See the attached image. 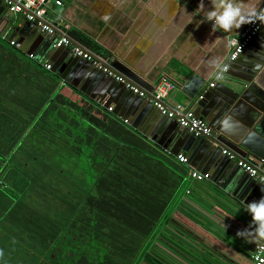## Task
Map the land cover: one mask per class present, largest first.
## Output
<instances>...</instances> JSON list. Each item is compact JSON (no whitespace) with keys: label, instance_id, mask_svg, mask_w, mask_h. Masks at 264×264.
Returning <instances> with one entry per match:
<instances>
[{"label":"crops","instance_id":"crops-1","mask_svg":"<svg viewBox=\"0 0 264 264\" xmlns=\"http://www.w3.org/2000/svg\"><path fill=\"white\" fill-rule=\"evenodd\" d=\"M198 3L199 0H64L60 7L52 2V7L59 13L56 21L68 25L69 30H76L97 46L99 53L82 44L107 58L109 67L117 75L145 91L162 76L175 83L169 102L190 105L194 114L214 130L221 144L234 152L235 165L214 150L212 142L194 138L173 120L161 118L147 100L129 93L113 81L112 76L108 78L85 60L72 58L66 49L53 48L52 37L41 33L20 15L10 13L1 2L0 76L3 80L0 89L9 108L27 111L28 104L38 105L49 95L52 100L59 92L86 113L101 117L106 125L116 126L109 119L111 117L130 128L141 137L132 138L137 150L147 157L146 168L136 167L139 174H146L150 181L152 178L151 186L156 187V191L160 186L166 190L178 186L177 191H183L190 200V208L185 207L188 213L195 218L194 211L203 214L199 222L178 209L170 213L168 220L180 224L172 228L183 237L188 235L192 245L189 252L183 253L178 248L175 253H183L190 260L186 264L202 262V253L225 264H249L258 242H245L236 233L249 227L251 217L242 208L264 196V185L245 175L236 166V159L264 163V27L239 57L241 61L230 66L224 79L207 93L205 85L224 60L229 38L237 35L247 22L231 33L212 32L211 22L197 24L202 16L193 17L189 23L190 13ZM204 3L207 6L208 0ZM263 5L264 0H246L243 5L245 20L249 21ZM10 40L19 43V48L11 45ZM14 49L23 56L19 59L11 56ZM45 63L51 65L50 70L44 67ZM190 75L196 77V82L202 81L199 89L202 94L196 99V96L189 98L180 92ZM29 129L30 126L27 131ZM22 137L18 141L24 140ZM28 138L24 142L32 141L30 136ZM43 138L37 139L46 140ZM56 142L62 141L56 139ZM24 149L27 148L21 151L29 153ZM48 154L53 153L47 148L39 151V157ZM177 154H183L187 164L178 161ZM68 156L77 159L73 153ZM190 170L208 173L209 179H191ZM214 187L240 205L224 204L230 206L231 212L227 213L219 204L212 203L209 197H213ZM11 196L0 199V216L9 223L15 221L10 209L16 199ZM165 227L166 236L158 234L155 240L166 238L176 242L178 234L174 232V236H170L172 229L168 225ZM181 241L177 239L185 250V243ZM167 246L172 250L176 248L170 243ZM192 256L199 261L194 262Z\"/></svg>","mask_w":264,"mask_h":264},{"label":"trees","instance_id":"trees-1","mask_svg":"<svg viewBox=\"0 0 264 264\" xmlns=\"http://www.w3.org/2000/svg\"><path fill=\"white\" fill-rule=\"evenodd\" d=\"M67 33L99 53L98 47L76 30L70 29ZM11 56L19 59L23 54L14 49ZM2 80L0 76V83ZM49 96L38 105L28 104L25 107L27 111H20L5 105L6 96L0 89V199L11 198V195L16 199L10 209L15 220L12 224L22 226L36 243L30 263L186 264L190 261L183 255L192 248L189 236L179 235L172 227L180 224L168 220L175 209L192 218L187 210L190 200L183 191H177L178 186H174L173 190L160 186L156 191V187L151 186L152 178L150 181L146 174H139L137 168H146L147 157L137 150L132 138L141 137L110 116L107 117L116 126L106 125L101 117L86 113L81 106L63 98L59 92L52 100ZM29 136L32 142L38 143L41 140L37 138H46V146L36 148L39 151L47 148L53 153L58 170L52 169L54 163L48 165L44 161L35 167H39L35 171L40 172H17V165H13L14 161L17 164L16 154L23 148L34 149L33 145H27V141V147L24 145ZM21 137L24 140L18 141ZM56 139L62 142L57 143ZM70 153L77 156V159L71 160L81 167L80 173L64 168ZM46 178H59L63 182L62 188L46 187ZM34 183H41V192L54 197L61 191L59 197H55L57 206L53 210L42 212L38 205L26 202L22 195L17 196L15 189L25 193L26 187ZM173 205L177 207L173 208ZM208 210L204 211L208 213ZM194 212L197 214V218L193 217L196 221L203 216ZM166 225L172 229L170 236H174V232L178 234L176 242L166 238L159 242L155 240L158 234L166 236ZM5 236L8 240L12 237L9 234ZM177 239L185 243V250ZM163 241L165 243H161ZM169 243L176 248L170 249L167 246ZM178 248L183 252L180 255L175 253ZM18 249L17 254L22 248ZM192 257L197 262L198 259ZM201 257L199 264H225L212 255L202 253ZM24 260L26 258L21 253L15 264Z\"/></svg>","mask_w":264,"mask_h":264},{"label":"built area","instance_id":"built-area-1","mask_svg":"<svg viewBox=\"0 0 264 264\" xmlns=\"http://www.w3.org/2000/svg\"><path fill=\"white\" fill-rule=\"evenodd\" d=\"M64 0H0L13 15H20L26 21H30L37 26L41 33L52 37V46L68 48L70 54L75 57H80L91 64L112 76L115 81L120 82L126 89L139 97L147 100L157 111L168 119L174 120L178 126L187 128L188 131L196 137L211 136V127L200 117L194 114L190 105L181 103L172 104L168 98L171 91L175 88V83L170 81L165 76L160 77L156 83L152 85V89L145 91L130 81L124 79L121 75H117L108 65V59L99 56L90 51L84 45L73 39L67 31L68 25L60 24L56 21L59 13L52 7V2L55 6H62ZM246 23L241 31L231 36L228 40V52L222 63L215 70L212 78L207 81L205 90L215 86L216 82L221 81L226 76L230 64L234 62L248 47L249 43L260 32L264 25V5L262 10L253 15ZM5 36H3L4 38ZM11 45L19 48V43L10 40ZM32 57V55H29ZM44 67L47 70L51 69L49 63H45ZM204 90V91H205ZM221 153L228 156L230 159L235 158L234 152L227 148L222 149ZM176 158L181 163L187 164V158L183 154H177ZM237 166L242 169L247 175L257 180L264 185V163H255L245 158L236 159ZM191 179L203 181L209 179L208 173H202L195 170H190L188 173ZM249 264H264V244L257 243L252 254Z\"/></svg>","mask_w":264,"mask_h":264},{"label":"rangeland","instance_id":"rangeland-1","mask_svg":"<svg viewBox=\"0 0 264 264\" xmlns=\"http://www.w3.org/2000/svg\"><path fill=\"white\" fill-rule=\"evenodd\" d=\"M46 144H47L46 140H42L40 143L35 142V141L33 142L27 141V145H29V147L30 145H33L34 149L33 148H28V150L24 149V150L29 151V153H24L22 152L23 151L22 150L16 154V156L18 157L17 160L15 159L17 161V164L14 161L13 165L14 166L17 165V169H16L17 172L20 173V171H22V172H25L26 174H30L33 172H40V171H35L36 169L39 170V167L38 168H35V167L40 162H44V161H47L48 165H53L54 163L55 167L52 169L58 170V163L55 162L56 160L52 158V155L48 154L49 156L39 157V150H37L39 148H36V147L40 145L42 148H44L43 146H46ZM24 145L27 147L26 141ZM70 160L71 158H69L68 163L66 162L64 164L65 165L64 168L73 173H80L81 170L79 168L81 167H79L78 164H76V162L72 161L73 159L71 160V162ZM47 173L48 171H46V174ZM64 174H65V170H64ZM25 184H28V183L26 182ZM45 184H46V187L48 188L54 189L57 187L61 189L63 182L59 178L58 180L54 178H46ZM29 185H30L29 188L26 187L27 190L25 191V193L15 189L17 196L22 195L23 197L26 198L27 200L26 202L38 205L42 212L48 209L53 210L54 207L57 206L55 197L57 196L59 197V193L61 191H58L57 196L55 195L54 197V196H51V194H48L47 192L46 193L44 191L41 192V183L40 184L34 183V184H29ZM50 197L54 199L53 200L49 199ZM1 208L2 207L0 206V209ZM9 222H10L9 220L4 219V217L0 216V249L2 248V250L0 251V263L1 264H13V263L15 264V262L12 261V258L19 259V256L22 253L24 258H26V260H24L25 261L24 263L31 264L30 262L34 254L32 253V251L35 249L33 246H36V243L33 240H31L30 235L27 234V232L22 228V226L20 227L16 224H12V222L11 223ZM4 229L6 231H4ZM5 234H9L17 242L14 240L16 242L15 243L12 237L11 239L8 240ZM19 247H21L22 250L19 254H17L16 251ZM18 250L20 251V249ZM4 253H6V255Z\"/></svg>","mask_w":264,"mask_h":264},{"label":"clouds","instance_id":"clouds-1","mask_svg":"<svg viewBox=\"0 0 264 264\" xmlns=\"http://www.w3.org/2000/svg\"><path fill=\"white\" fill-rule=\"evenodd\" d=\"M245 2L246 0H208L206 6L204 0H199L196 9L190 13L189 23L193 21V17L199 15L203 18L198 20L197 24L201 21L211 22L212 32L231 33L242 24L251 22L244 18L243 5ZM242 209L250 215L251 223L248 228L238 231L236 236L244 239L245 242L264 244V196L257 201L244 204ZM249 237L251 239H248Z\"/></svg>","mask_w":264,"mask_h":264},{"label":"water","instance_id":"water-1","mask_svg":"<svg viewBox=\"0 0 264 264\" xmlns=\"http://www.w3.org/2000/svg\"><path fill=\"white\" fill-rule=\"evenodd\" d=\"M4 5V4H3ZM5 6V5H4ZM10 12V11H9ZM11 13V12H10ZM26 21V20H25ZM27 22H29L30 24H32V25H35L34 23H32V22H30V21H27ZM37 27V26H36ZM263 27H264V25H263ZM262 27V28H263ZM261 31V30H260ZM259 33H261V32H259ZM259 33L254 37V41H255V39L259 36ZM252 40V41H253ZM250 42L249 43V45H248V47L253 43V42ZM52 43H53V41H52ZM53 47V46H52ZM247 47V48H248ZM53 48H55V47H53ZM246 48V49H247ZM55 49H66L68 52H69V50H68V48H65V47H57V48H55ZM246 49L244 50V52L241 54V55H243L244 53H245V51H246ZM240 55V56H241ZM239 56V57H240ZM237 58L234 62H232L231 64H230V66H232L233 64L235 65L236 63H238V62H240L241 60H240V58ZM72 58H74V59H80V60H83L84 61V59H82V58H80V57H75V56H72ZM86 61V60H85ZM88 63H90L91 64V62H89V61H87ZM242 63H244L243 62V60H242ZM92 65V64H91ZM93 66V65H92ZM98 71H100V73H102L103 75H107L108 76V78L110 77V75H108L107 73H105V72H103L102 70H99V69H97ZM60 71V70H59ZM110 78H112V77H110ZM112 80L113 81H115L114 80V78H112ZM119 86H122V87H124V85L123 84H121L120 82H117V81H115ZM217 83V82H216ZM201 86H202V81H199V82H196V77L194 76V75H190L189 77H187V79H186V81L183 83V85H182V89H180V92L181 93H183L185 96H187V97H189V98H193L194 96H196L195 97V99L196 98H198L199 96H200V94H202L201 93V91L199 92V89L201 88ZM212 88H214V86L213 87H210V88H208L207 89V93H208V91H209V89H212ZM124 89H125V87H124ZM151 89H152V87H151ZM150 89V90H151ZM199 92V93H198ZM129 93H132L131 91L129 92ZM207 93H205V95L207 94ZM133 95H136V96H138L137 94H134V93H132ZM205 95H204V97H205ZM139 97V96H138ZM141 98V97H140ZM150 104V103H149ZM156 111H157V109L156 108H154ZM157 113L160 115V117L161 118H166L165 116H163V115H161L158 111H157ZM168 119V118H167ZM171 120V119H170ZM174 121V120H173ZM175 122V121H174ZM176 123V122H175ZM177 124V123H176ZM178 125V124H177ZM180 127V126H179ZM181 129H183L185 132L187 131V132H189L188 131V129L187 128H182L181 127ZM190 133V132H189ZM191 134V133H190ZM191 136L192 137H194V138H200V139H204V140H206L209 144H211V142L213 143V146H214V150H218L219 152H221L222 151V149H224V148H226L223 144H221V142L219 141V139H218V136L216 135V133L214 132V130H212V132H211V136H209V137H196V136H194V135H192L191 134ZM233 148L235 149V147L233 146ZM239 149V151L241 150L240 149V147L238 148ZM229 150V149H228ZM229 151H231V150H229ZM242 151V150H241ZM240 151V152H241ZM232 152V151H231ZM223 157L226 159V160H228V161H230V163H233L234 165H235V161L234 160H232V159H229V157L228 156H226V155H223ZM237 166V165H236ZM239 168V167H238ZM240 169V168H239ZM240 170H242V169H240ZM244 172V171H243ZM245 173V172H244ZM245 175H247V173H245ZM249 176V175H248ZM264 187V186H263ZM212 193V195H213V197L212 198H210L209 197V199H210V201L212 202V203H214V204H219L220 206V208H222L224 211H227V213L228 212H231L230 211V209L228 208V207H230L229 205H231L230 203H232V204H234L235 206H238V205H240V203L239 202H236V201H234L231 197H229L225 192H223V191H221L220 189H217V188H215L214 187V189H213V192H211ZM217 196V197H216ZM228 202H230V203H228ZM229 204V205H224V204Z\"/></svg>","mask_w":264,"mask_h":264}]
</instances>
